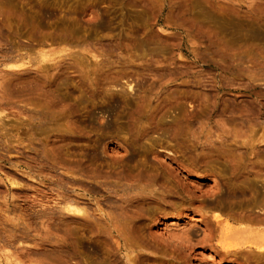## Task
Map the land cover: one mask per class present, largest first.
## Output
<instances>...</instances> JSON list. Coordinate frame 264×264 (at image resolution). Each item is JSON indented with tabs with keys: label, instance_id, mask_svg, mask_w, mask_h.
<instances>
[{
	"label": "rangeland",
	"instance_id": "obj_1",
	"mask_svg": "<svg viewBox=\"0 0 264 264\" xmlns=\"http://www.w3.org/2000/svg\"><path fill=\"white\" fill-rule=\"evenodd\" d=\"M0 264H264V0H0Z\"/></svg>",
	"mask_w": 264,
	"mask_h": 264
},
{
	"label": "bare ground",
	"instance_id": "obj_2",
	"mask_svg": "<svg viewBox=\"0 0 264 264\" xmlns=\"http://www.w3.org/2000/svg\"><path fill=\"white\" fill-rule=\"evenodd\" d=\"M71 206H72V204H71ZM79 209H80V208H79ZM79 209H78V210H79ZM74 210H75V209H74ZM258 220H259V219H258ZM225 233H226V232H225ZM242 239H243V238H242ZM235 245H236V244H235ZM228 246H229V245H228Z\"/></svg>",
	"mask_w": 264,
	"mask_h": 264
}]
</instances>
